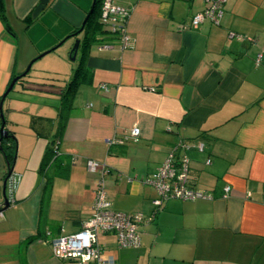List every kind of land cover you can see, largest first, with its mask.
<instances>
[{"label":"crops","instance_id":"0c3cea01","mask_svg":"<svg viewBox=\"0 0 264 264\" xmlns=\"http://www.w3.org/2000/svg\"><path fill=\"white\" fill-rule=\"evenodd\" d=\"M112 1L129 12L130 47L99 31L88 44L84 25L61 45L66 58L80 40L74 65H32L3 102L10 138L0 142V159L18 183L12 193L6 186L0 264H77L55 258L52 242L81 230L100 180L112 210L150 219L134 247L119 248L113 233L98 236L115 264H264V0H226L218 24L205 18L196 27L203 0ZM38 3L0 0V101L37 55L78 31L93 0H49L32 18ZM78 62L88 81L60 115ZM58 132L60 163L41 172ZM180 142L188 145L178 152L189 159L190 186L212 199L168 200L156 210L143 180ZM88 160L105 173L88 171ZM6 174L0 160V206Z\"/></svg>","mask_w":264,"mask_h":264},{"label":"built area","instance_id":"2783aa9c","mask_svg":"<svg viewBox=\"0 0 264 264\" xmlns=\"http://www.w3.org/2000/svg\"><path fill=\"white\" fill-rule=\"evenodd\" d=\"M203 2L207 7L192 18L190 23L192 27H196L205 18L213 24H218L223 16L226 0H203ZM128 14L127 9L115 4L112 0L101 1L99 22L103 28L108 30V34L113 33L119 38L123 49L130 47V40L125 30ZM106 47L104 46V48ZM99 89L103 92L108 91L105 84H101ZM130 133L132 137L136 138L139 135V129L132 128ZM118 142L122 141L116 139L110 144ZM184 148L187 149L188 145L182 142L171 147L156 170L143 180L144 184L155 191L156 197L153 204L157 208L169 199L181 201L212 199L210 194L195 190L190 186L189 159L178 152L179 149ZM197 148L202 151L203 144L199 143ZM206 163L209 164L210 160H207ZM86 168L92 173L98 172L102 175L105 173V167L93 160L87 161ZM17 183V177L12 175L8 182L10 193L14 192ZM230 194L231 187L226 186L223 189L222 197L227 198ZM149 221L150 219L141 213L129 215L112 210L102 180H100L96 183L91 216L80 231L59 237L52 242L53 256L77 264H115L114 257L105 255L102 246L98 243V236L113 233L119 248L134 247L139 244V225Z\"/></svg>","mask_w":264,"mask_h":264},{"label":"trees","instance_id":"16d2710c","mask_svg":"<svg viewBox=\"0 0 264 264\" xmlns=\"http://www.w3.org/2000/svg\"><path fill=\"white\" fill-rule=\"evenodd\" d=\"M100 8L98 7V4L95 5L93 12L91 13V15L89 16V18L86 21L85 24V32H86V43H92V41L95 39V35H97L96 31H99L101 33H107L108 30L102 28V25H100L99 22V17L98 15ZM111 36H115L113 33H110ZM117 37V36H116ZM88 76L89 73L84 69L82 65H78V67H76L75 71H74V75L73 77L69 80V82L67 83L64 92H62V94L60 95L61 98V102H60V115L62 113H67L68 109L70 107V98H71V94L74 91L75 87L77 85H79L80 83H85L86 81H88ZM66 111V112H64ZM64 119V117H62ZM60 133L58 132V134H55L52 138V140L50 141L47 151L44 155V158L42 160L41 163V172H43L44 169H46L47 167H49L52 164H56L60 163L59 160H61V156L62 153L60 151L59 145H60ZM10 149V147H9ZM169 200H177V199H169ZM168 201V200H167ZM167 201H164L163 204ZM181 201V200H179ZM162 204V205H163ZM161 205V207H162ZM156 208V210H160V208ZM127 214V213H124ZM136 214V213H135ZM129 215H133V214H129Z\"/></svg>","mask_w":264,"mask_h":264},{"label":"water","instance_id":"95a60500","mask_svg":"<svg viewBox=\"0 0 264 264\" xmlns=\"http://www.w3.org/2000/svg\"><path fill=\"white\" fill-rule=\"evenodd\" d=\"M48 1L49 0H39V3L38 5L35 7V9L33 10V14H32V18H36L44 9L45 7L47 6L48 4ZM97 3V0H93V4H92V8L90 9L88 15L86 16L83 24L81 25V27L78 29V31L70 36H68L67 38H65L64 40H62L58 46L38 55L36 58H34L27 66L26 70L20 74L19 76L15 77L14 79H12L8 89L4 92L3 96L1 97V101H0V142H3L5 140H7L8 138H10L9 136V132L8 130H6L5 128V120H4V116H3V112H2V105H3V102L5 100V98L7 97L8 93L12 90V88L15 86V84L20 81L21 79H23L27 73L29 72V70L31 69L33 63L37 60V59H40L42 57H44L45 55H48L50 52L54 51L56 48H58L59 46L63 45L69 38L71 37H76L77 35H79L82 31H83V28H84V25L87 21V19L89 18V16L91 15V13L93 12L94 10V6L95 4ZM79 49H80V40L79 39H75L72 47H71V50L69 52V57H68V60L70 63H76L77 62V57H79ZM80 62H78V65H79ZM63 88H60V90H62ZM4 150V149H2ZM4 152V151H3ZM6 168H7V174H6V177L3 181V185H2V191H1V195H2V198L4 199V202L3 204L0 206L1 207V210L0 212H2L3 210H5L8 206H9V202H8V198H7V195H6V186L9 182V179L10 177L12 176V172H13V166L10 164L9 161L6 160Z\"/></svg>","mask_w":264,"mask_h":264},{"label":"rangeland","instance_id":"374dc122","mask_svg":"<svg viewBox=\"0 0 264 264\" xmlns=\"http://www.w3.org/2000/svg\"><path fill=\"white\" fill-rule=\"evenodd\" d=\"M63 50H64V47L61 46L59 47L58 49H56L54 52L44 56L43 58H41L40 60H37L33 66L35 65V68H37L39 65H43L45 66L46 69H51V68H48L50 65H55V67L59 68V69H67L71 63L68 62V56H66V58H63L62 53H63ZM38 56V55H37ZM36 56V57H37ZM35 57V58H36ZM63 61V62H60V59ZM43 59L42 63H41V60ZM59 64V65H57ZM75 63H73L74 65ZM32 66V67H33ZM77 67V65H76ZM75 67V69H76ZM74 69V70H75ZM2 161V163H4V167H6V160L5 158L2 156V158L0 159ZM1 191H2V187H1ZM128 263V261H126Z\"/></svg>","mask_w":264,"mask_h":264}]
</instances>
